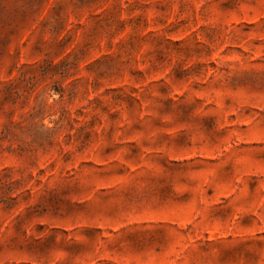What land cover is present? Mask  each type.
I'll return each mask as SVG.
<instances>
[{"label": "rangeland", "instance_id": "obj_1", "mask_svg": "<svg viewBox=\"0 0 264 264\" xmlns=\"http://www.w3.org/2000/svg\"><path fill=\"white\" fill-rule=\"evenodd\" d=\"M0 264H264V0H0Z\"/></svg>", "mask_w": 264, "mask_h": 264}]
</instances>
